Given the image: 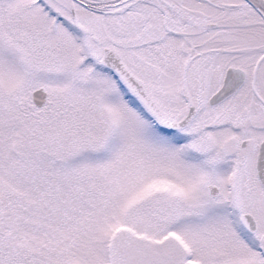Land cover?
<instances>
[{"label": "snow or ice", "instance_id": "1", "mask_svg": "<svg viewBox=\"0 0 264 264\" xmlns=\"http://www.w3.org/2000/svg\"><path fill=\"white\" fill-rule=\"evenodd\" d=\"M0 264H264V0H0Z\"/></svg>", "mask_w": 264, "mask_h": 264}]
</instances>
